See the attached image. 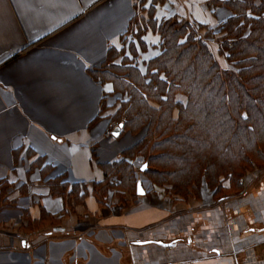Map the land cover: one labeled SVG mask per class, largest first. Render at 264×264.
<instances>
[{
  "label": "crops",
  "instance_id": "crops-1",
  "mask_svg": "<svg viewBox=\"0 0 264 264\" xmlns=\"http://www.w3.org/2000/svg\"><path fill=\"white\" fill-rule=\"evenodd\" d=\"M178 1L210 26L232 15L214 0ZM135 11V0H0V181L15 203L0 206V264H264L262 172L231 197L145 191L101 210L93 183L140 136L113 134L114 109L101 114L113 85L92 71ZM60 179L89 186L83 217L52 192Z\"/></svg>",
  "mask_w": 264,
  "mask_h": 264
},
{
  "label": "trees",
  "instance_id": "trees-1",
  "mask_svg": "<svg viewBox=\"0 0 264 264\" xmlns=\"http://www.w3.org/2000/svg\"><path fill=\"white\" fill-rule=\"evenodd\" d=\"M157 1L147 9L148 19L138 20L135 11L121 46L110 47L106 62L92 71L100 82L112 83L110 94L117 100L105 107L104 98L101 114L115 108L112 125L140 136L104 164V179L93 183L101 205L113 188L122 196L138 195L143 180L137 176V160L148 165L139 171L151 186L178 200L200 195L204 184L216 198L242 193L246 176L264 169V0H214L232 11L216 25L218 31L177 15L159 19ZM148 32L158 36L152 45L159 51L140 63L151 48ZM211 39L230 68L216 58ZM4 182L0 206L13 205ZM50 188L68 194V203L88 192L84 183L61 179Z\"/></svg>",
  "mask_w": 264,
  "mask_h": 264
},
{
  "label": "rangeland",
  "instance_id": "rangeland-1",
  "mask_svg": "<svg viewBox=\"0 0 264 264\" xmlns=\"http://www.w3.org/2000/svg\"><path fill=\"white\" fill-rule=\"evenodd\" d=\"M136 1V16H137V19L138 20H142V19H148V16H149V13H148V11H147V9L150 7V5L152 4V0H135ZM154 1V0H153ZM156 1V0H155ZM158 3H159V6H155V7H157L156 9V16H157V18H162V17H164V16H168V15H172V16H174V15H177V16H179V17H182V18H187V19H189V20H191V21H194L192 18H190V17H188V15L186 14V12H185V10H184V8H183V6H182V3H180L178 0H158L157 1ZM156 2V3H157ZM161 2V3H160ZM153 5V4H152ZM170 15V16H171ZM135 27H136V25H135ZM215 30H219V28L217 27V29H216V26H215ZM145 37L148 39V43H149V46L151 47L150 48V51L148 52V53H146V54H144L143 55V58H140V63L145 59H147L150 55H153V54H155V53H157L158 51H159V49L157 48V47H155L154 48V46L152 45V43L153 44H156V43H158V36L157 35H155V34H153L152 32H148L146 35H145ZM214 38H216V37H214ZM213 38V39H214ZM213 39H211L210 40V45H211V47H212V49H213V51L215 52V54H216V58L218 59V61L221 63V65L224 67V68H230V65L226 62V60H225V57H223L222 55H219L218 53H217V45H216V41L214 42L213 41ZM143 66V65H142ZM105 98V100H104V102H105V107H108V106H111V105H116V99H115V96L113 95V94H110V97H108V96H105L104 97ZM112 107V106H111ZM112 108H109L107 111H109V110H111ZM113 109H115V108H113ZM114 127V126H113ZM113 127H111V129L113 128ZM114 129H115V127H114ZM113 129V130H114ZM140 160H137V161H135V165H136V167L138 168V177H139V180H143V188L145 189V191H146V193H149V194H151V193H158V194H161V195H165L166 197H171V196H169L168 194H166L167 193V190H166V192H165V190L163 189V188H160V187H156V186H154V185H152L151 186V184H150V182L148 181V179H147V177H146V175H142L141 173H140V171L139 170H141V166H142V162H139ZM257 172H262L261 174H260V176L262 175V174H264V169H262V168H259V169H255V171L254 172H252V173H257ZM259 174V173H258ZM259 178V177H258ZM264 178V177H263ZM263 178H261V179H263ZM116 179L117 178H113V180H115L116 181ZM260 179V180H261ZM256 183H259V181H257ZM86 189H88L89 188V186L88 187H85ZM246 188V187H245ZM119 189L118 188H113V189H111L109 192H108V194H107V197H105V199H106V204H104V205H101L98 201V203H99V206L101 207V210L102 209H105L106 208V206H109L110 207V210H112L113 208H112V206H114L115 207V210H124V209H126V208H128V207H130V206H132L133 204H135L136 203V200H137V197H138V195L137 196H135V195H133V191H132V193L130 192L128 195H123L122 196V194L120 195L119 194ZM207 193H208V197H214L215 199H219V198H216V197H220V196H218V195H215V191H214V189H211L209 186H207V185H203L202 187H201V191H200V195H193V196H191L190 198H200V197H203L204 196V194H205V196L207 195ZM231 195L232 194H228L227 196H224V197H231ZM204 196V197H205ZM189 198V199H190ZM70 201H69V205H72V202L74 201L73 200V198H71V199H69ZM179 200H181V199H179ZM72 201V202H71ZM85 197L83 198V199H78V200H76V202H73V206H72V212H74V213H77V212H79L80 211V213H81V215H82V217L84 216V211L85 212H88V210H87V206L85 205ZM75 205V206H74ZM84 210V211H83ZM83 211V212H82ZM107 210H105L104 212H106ZM99 213V212H98ZM69 214H71V213H69ZM88 216V215H87ZM58 221V220H57ZM57 221H55L53 224H55V223H57Z\"/></svg>",
  "mask_w": 264,
  "mask_h": 264
},
{
  "label": "water",
  "instance_id": "water-1",
  "mask_svg": "<svg viewBox=\"0 0 264 264\" xmlns=\"http://www.w3.org/2000/svg\"><path fill=\"white\" fill-rule=\"evenodd\" d=\"M121 127L122 125H120L119 127L115 128L114 131H113V134L118 136L120 134V131H121ZM148 168V165L147 164H144L142 167H141V170L144 171ZM137 193L139 195H143L145 194V190L143 188V185H142V182H138V185H137Z\"/></svg>",
  "mask_w": 264,
  "mask_h": 264
},
{
  "label": "built area",
  "instance_id": "built-area-1",
  "mask_svg": "<svg viewBox=\"0 0 264 264\" xmlns=\"http://www.w3.org/2000/svg\"><path fill=\"white\" fill-rule=\"evenodd\" d=\"M139 162H141V161H139Z\"/></svg>",
  "mask_w": 264,
  "mask_h": 264
}]
</instances>
